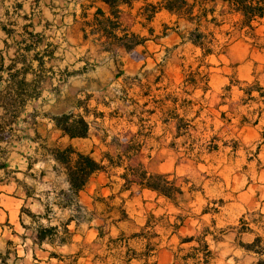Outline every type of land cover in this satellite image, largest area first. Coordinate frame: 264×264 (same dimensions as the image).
<instances>
[{
    "label": "rangeland",
    "instance_id": "obj_1",
    "mask_svg": "<svg viewBox=\"0 0 264 264\" xmlns=\"http://www.w3.org/2000/svg\"><path fill=\"white\" fill-rule=\"evenodd\" d=\"M67 1L69 0H54L49 5L42 1L38 6L34 0H30V10H33L32 13L37 17L39 15L36 23L45 20V17H51V12H53L58 18H52V26H56L57 29L62 27L61 29L65 31V27L67 28L71 21L72 11L77 10L79 14L80 5L85 3V0ZM142 6L144 2L139 1L134 4L133 9L126 8L122 15V23L141 36L150 37L148 28L154 30V37H150L146 45L138 47L135 52H127L124 48H119L117 55H112L104 52L102 46L94 39L92 43L82 44L79 24L73 33H65L68 36L58 34L56 41L61 42V47L57 57L60 59L52 63L54 73L50 74L51 77L44 86L43 98L28 106L27 112L18 120L19 125H23V119L34 108L43 111L51 109V105L55 102L56 88L61 87L62 91H65L67 86L63 84L61 74L64 69L70 72L82 68L89 70L88 76L97 80L91 82L90 85L95 88L99 87L101 91L90 90L80 95L79 98L84 99L88 94L92 95L89 108L106 114L117 110L118 115H121L132 110V108H126L121 101L115 100V97L120 95L118 90L124 85V79L136 76L144 65L149 81H153L159 74V69H163L167 79L161 86H167L168 91L177 90L188 67L196 68L200 64L201 51L186 42L187 34L193 26L184 21L177 23L175 16L162 12L147 25L148 27H143L142 23L146 20L139 15ZM26 8L29 9V4ZM219 11L220 7L217 12ZM15 20L20 26L25 23L21 18ZM236 20L238 17L226 19L223 27L215 30L216 38L221 43L227 40L222 32L232 30L231 22ZM203 24L206 23L203 22ZM43 25L44 23L42 27ZM209 26L211 30H214L212 25ZM263 31L264 26H261L257 29V34L262 36ZM70 36L73 38L72 44L68 42ZM253 41L244 32L236 33L230 39V47L225 54L212 55L204 61L205 64L210 65L208 71L211 74V91L205 95L203 100H201L203 93L200 90L195 91L191 96L192 99L201 101L204 109L200 117L195 119H193L196 116L195 112L191 111L186 116V120H191L190 138L177 139L176 149L168 148L172 135L165 129L170 127L165 126L159 116L147 117L146 129L152 130L151 136L147 147L135 159V164L143 163L145 168L152 173L171 174V179L176 178L178 183L183 185L184 194L178 196L174 203L163 197H157L155 193L148 190L140 191L137 187L131 191L120 192L122 182L117 175L110 178L107 173H100L92 177L85 190L80 193V201L89 211L98 214L99 218L107 219L109 226L104 232H109V235L98 238L97 228L104 224L99 218L91 224V227L84 223L76 230L73 224L71 229L75 230L78 235L76 240L79 242V247L76 250L79 249V254L77 257H66L61 264H145L138 258L128 263L127 249L116 248L110 243V238H117L121 231L128 235L139 232L148 221L150 214L157 218L150 220L154 225L153 231L159 235V238L152 239V243L159 244L155 248L157 251L151 253L147 264H184L182 258L188 256L193 257L189 259V264H196L198 259L203 262L205 260L203 243H199L196 239L204 235L213 253L214 259L211 264H258L264 261V256L248 253L242 247L243 244L253 242L257 236L262 237L264 243V231L259 228L263 225L264 218L261 219L258 215L249 217V219L262 222L258 224L259 226L251 225L254 230L253 234L239 235L235 229L239 226V220L244 214L248 212L264 214V113L261 117L258 113L264 105L262 102H253L245 106L238 105L243 97V92L239 90V87H246L243 84L244 81L250 83L258 80L264 85V51L254 45ZM263 41L261 39L258 42ZM49 66L51 64H48L47 68ZM73 84L75 87H80L86 85V82L74 80ZM231 84L233 85L232 91L225 92L224 88ZM4 87L5 83L1 84L0 90ZM138 92L139 89L134 87L130 90L128 97L139 100L140 104H143L146 99L134 95ZM223 95L227 97L222 98ZM254 95L258 96L257 93ZM110 100L112 101L110 107L105 106L104 103ZM219 104L222 105L218 106ZM58 107L62 109L64 105L61 104ZM197 109L198 106L194 108V110ZM180 114L183 115V112L180 111ZM243 117L247 118V124L243 123ZM99 122L110 129V137L129 130L137 131V127L130 125L126 118L107 117ZM41 123L49 125L48 122ZM15 129L16 136H25L21 131H17L19 130L17 126ZM28 133L31 136V131ZM158 137H161L159 143L157 142ZM58 140L57 136L52 135L48 130L44 140L48 151L45 152L46 146L39 141L35 146L40 148V156L39 158L34 156L30 162L34 164L37 159L43 162L41 165H44V170L47 171L45 187L49 188L52 185L55 191L66 188L64 169L60 166L55 167L49 159L50 148L57 147L53 145H56ZM67 142L60 141L61 145ZM74 143L76 147L86 152H89L94 144L97 145L94 154L96 157H100L103 152L113 151L112 147L101 145L99 139L94 136L91 139ZM213 145L216 148L210 150ZM33 146V144H25V147L15 144L11 149L30 153L34 149ZM2 155L4 152L0 150V157ZM22 161L19 163L21 168L24 165V160ZM13 163L18 164L12 161V166ZM53 168L59 175L56 178L51 173ZM121 172V169L118 170V173ZM112 195H116V198L109 200L108 198ZM101 198H105V201L96 202ZM50 202L56 203L58 200H54L52 195ZM110 208L116 210L111 212ZM121 208L127 211L130 220L114 225L112 222L119 217ZM53 210L58 212L55 206ZM59 215L60 213H57L56 217ZM68 215L69 213L65 214L66 217ZM5 218V212L0 210L2 223ZM89 227L93 231H88ZM223 230L225 232L221 233ZM5 231L6 237H11V229L8 226ZM18 232L21 233L20 228ZM192 237L195 239L192 242L182 243ZM15 240L19 241L17 238ZM146 243L144 240L137 239L128 241L129 247L135 249L137 254L146 249ZM194 247L199 250L193 251ZM130 255L134 254L130 253Z\"/></svg>",
    "mask_w": 264,
    "mask_h": 264
},
{
    "label": "trees",
    "instance_id": "obj_2",
    "mask_svg": "<svg viewBox=\"0 0 264 264\" xmlns=\"http://www.w3.org/2000/svg\"><path fill=\"white\" fill-rule=\"evenodd\" d=\"M138 1L144 2V6L139 10V15L146 20L145 23H142L143 27H148L147 25L162 11H167L170 15L175 16L177 23L184 21L193 26V29L187 34L186 42L201 51L200 64L196 68L188 67L181 85L174 91H168L167 86H161L167 79L163 69H159V74L155 76V79L149 81L147 79L148 73L144 71L145 65L142 66L136 76L124 79V85L118 90L120 95L115 97V100L121 101L126 108H132L131 111L121 115H118L117 110L106 114L97 111V109H90L89 101L92 97L90 94L84 99L78 98L74 109L67 113L58 116L46 114L64 137L76 140L91 139L94 136L99 139L101 145L108 148L112 147L113 151L103 152L100 157H96L94 154L98 146L95 144L89 152L82 151L73 144H69L64 148L55 147L50 149L56 164L64 169L68 188L47 193L44 216L38 217L29 210L22 209V213L27 214L37 224L34 229L36 234L34 243L39 246L49 244L53 247H61L69 244L74 235V232L70 229L73 224H75V229L78 230L84 223L91 227V224L99 218L98 214L89 211L80 201V193L85 190L92 177L99 173H107L110 178L117 175L122 182L120 192L131 191L134 187H137L140 191L148 190L155 193L157 197H163L175 203L177 197L184 194L183 185L179 184L176 178L171 179V174L152 173L141 162L135 164V159L147 147L151 136L152 130L146 129L147 117L159 116L160 121L165 126L170 127L165 129L172 135V141L168 148L176 149L178 146L177 139L181 137L190 138L191 120H186V116L192 111L195 112L196 116L193 118L195 119L200 117L204 109L201 101L194 100L191 96L195 91L200 90L203 93L201 97V100H203L205 95L211 91V74L208 71L210 65L205 64L204 61L212 55L225 54L230 47V39L236 33L244 32L247 37L254 40V45L264 51V41L262 43L258 42L261 39L264 40V31L262 36L257 34V29L264 26V0H156L155 2H148V0H90L87 9L95 7L96 10L93 19L84 25L85 39L92 36L94 41L102 46L104 52L112 55H117V49L119 48H124L127 52H135L138 47L145 46L150 37H154V30L148 28L150 37H145L133 32L130 27L122 23L124 8H132L133 4ZM100 3L107 7V11L98 6ZM219 7L220 11L217 12ZM232 17H238V20L231 22L232 30L222 32L227 40L221 43L216 38L215 30L221 29L226 19ZM203 22L206 24H203ZM209 25H212L214 30H211ZM87 28H89V32H87ZM143 59L145 58L143 57ZM18 62L15 60L6 69L3 65L0 66V82L4 80L1 76L2 71L6 70L8 72V77L4 80L6 86L0 91V108L5 111V115L9 116V122L17 120L29 100L38 99L41 96L40 88L44 82L42 77L38 80L27 81V75L33 73L32 66L24 65L18 69ZM23 62L25 64L26 60L22 59ZM40 68H43V63H40ZM243 84L246 87H239V90L243 92V97L238 105L245 106L253 102H262L264 105V85L258 80L250 83L244 81ZM134 87L139 89L138 93H134L135 97L146 99L143 104H140L139 100L128 97L130 90ZM232 87V84L228 85L224 88V91L231 92ZM102 91H105V89H102ZM84 92L83 89L76 90L72 87L68 91V93H73L75 96ZM254 93H257L258 96H255ZM221 97L226 98L227 95ZM60 100V98L57 99V101ZM65 100L70 102L72 99L67 97ZM112 101L110 100L104 105L110 107ZM220 105L222 104L218 106ZM196 106H198V109L194 110ZM180 111L183 112V115L180 114ZM258 113L261 117L264 113V107L259 109ZM107 117L111 119L126 118L130 125L137 127V131L132 132L129 130L123 134L120 133L110 137V129L99 122V120H105ZM242 121L244 124L248 123L246 117H243ZM109 138L110 140H108ZM160 139L161 137L157 138L158 143ZM215 148L213 145L210 150ZM120 169L122 172L118 173ZM52 195L54 200H58V202H50ZM115 198L116 195H112L108 199L114 200ZM97 201L104 202L105 198L97 199ZM54 206L58 208L57 213H60L58 217H56L57 213L53 210ZM115 210L113 208L110 211ZM66 213H69L68 217L65 216ZM119 214V217L112 224L118 225L130 220L125 209L121 208ZM253 215H258L261 219L264 218V214L260 212L244 214L239 220V226L235 228L239 235L253 234L254 230L251 225L259 226L258 224L262 223L249 219ZM99 219L104 224L97 228L99 231L98 238H103L105 235H109V232H104L109 225L107 219ZM150 219L155 220L157 218L150 214L148 221L140 228L139 232L128 235L126 232L121 231L117 238H110V243L114 244L116 248L127 249L128 263L138 258L147 264L151 253L157 251L155 248L158 247L159 243L154 245L152 239L159 238V235L153 231L154 225ZM42 220L46 221V224H42ZM54 222H56L55 225ZM262 224L259 228L264 231V223ZM22 226L28 229L23 222ZM224 232L223 230L221 233ZM135 239L147 242L146 249L139 254L128 245L129 240ZM193 240H195L194 237L186 239L182 243L192 242ZM196 240L203 243V252L205 253V260L201 262V259H198L196 264H211L214 259L213 253L205 241V235ZM12 245L13 242L9 241L6 251L0 253V264H11V261L14 264L19 260L18 252ZM242 247L248 253L264 256V243L263 238L260 236H257L252 243L243 244ZM196 250H199V248L194 247L193 251ZM130 253L134 255H130ZM51 255L60 257L56 253ZM175 258L178 259L177 256ZM191 258L193 257L188 256L182 258V260L184 264H189ZM258 264H264V261H260Z\"/></svg>",
    "mask_w": 264,
    "mask_h": 264
},
{
    "label": "crops",
    "instance_id": "obj_3",
    "mask_svg": "<svg viewBox=\"0 0 264 264\" xmlns=\"http://www.w3.org/2000/svg\"><path fill=\"white\" fill-rule=\"evenodd\" d=\"M42 1H45L47 5H49L50 2H54V0H34L38 6L41 5ZM69 1L72 2L73 0ZM155 1L156 0H148V2ZM29 2L30 0H0V61H2L0 62V66L3 65L4 69H6L15 60H17L19 61L17 64L18 69L22 68L24 65L32 66L33 73H29L27 75V81L38 80L40 77L44 79L40 88L41 96L38 99L29 100L16 121L9 122V116L5 115V111L0 108V113L2 114L0 117V150L4 152V155L0 157V210L5 212L6 217L4 223L0 221V253H4L6 251L8 242L11 241L13 242L12 247L17 250L20 257L14 264H61L62 260L66 257H77L79 254V249L76 250L77 247H79V242L76 240L78 235L75 230L71 229V226L70 229L74 232V235L72 236L71 243L69 244L61 247H53L49 244L39 246L34 243L36 238L34 229L37 224L27 214L22 213V209H27L33 215L38 217L44 216L47 193L56 189H54L52 185H50L49 188L45 187L47 183V171L44 170V165H41L43 162L40 159H37V162L34 164L30 162L34 159V156L36 158H39L40 156V148H36L35 145H38V142L40 141L43 142L44 146H46L44 140L47 137L48 130H50L52 135L55 134L59 139L58 142L55 143L56 145L53 146L61 148H64L69 144L76 146L74 143L75 141L87 140H70L68 137H64L62 132L56 129L54 122L48 118L46 114L49 113L51 115L58 116L74 109L77 99L83 93L78 96H75L73 93H68L70 87L76 90L83 89L85 92H89L90 90L97 91L101 89L90 85L91 82L97 80L88 76V69L82 68L81 70L71 72L68 71V69H64L61 71V74L63 75V84H66L67 86L65 91H62L61 87L56 88L54 97L55 104L53 103L51 105V109L43 111L41 109L34 108L32 111L28 112L27 117L23 119L22 126L19 125L18 120L25 112H27V108L30 104L37 103L43 98L45 90L44 86L48 82L52 73H54V66L52 63L60 59L57 57V53L61 47V42L58 43L56 41L58 34L60 36H68L65 33H73L77 28L76 26L79 24L82 44H88V42L92 43L93 37L91 36L88 39H85L83 28L86 22L93 19V14L96 8L87 9V6L90 4V0H85V3L80 5L79 14L77 13V10L72 11L70 15L71 21L69 22L68 27H65L64 31L61 29L62 27H58L57 29L56 26H52V18H58L53 12H51V17H45L46 15H44L45 18H43L45 20L38 21L36 23L39 15L37 17V15L32 13L33 10H30L31 8ZM136 3L137 2L134 4ZM28 4L29 9L26 8V5ZM98 6L107 11V7L105 5L100 3ZM133 6L131 9H133ZM126 8L129 7H125L124 10ZM16 18H21L25 21V23L20 26L17 20H15ZM42 23H44V27H42ZM87 32H89V28H87ZM68 42L72 44L73 38L71 36ZM71 44L69 45L71 46ZM22 59H24V61L26 60L25 64L24 62L22 63ZM40 63H43V68H40ZM48 64H51L49 68H47ZM1 76H3V79L6 80L8 72L6 70L2 71ZM4 80L0 82V86L3 83H5L6 86V82ZM74 80L86 82V85L75 87L73 84ZM67 97L72 100L68 102L65 100ZM58 98L61 100L57 101ZM61 104L64 105L62 109L61 107H58V105ZM41 122H48L49 125L46 126V124H42ZM16 126L19 129L17 131H21L22 134L25 135L24 137H22V135H15ZM29 131H31V136L28 133ZM61 140L68 142L61 145ZM15 144L19 146L22 145L24 147L25 144H33L34 149L33 151L31 150L30 153L14 151L11 147H14ZM44 150L45 152L48 151L47 146ZM37 153L38 155L36 156ZM49 159L55 167H58L51 154ZM22 160H24L23 168L19 167V163L23 162ZM12 161H16L18 164L13 163L12 166ZM51 173L54 178L59 176L54 168ZM64 183L66 185V188L64 189H67L68 183L65 177ZM6 205H8V207ZM22 222L28 227V229L22 226ZM41 223L46 224V221L42 220ZM6 226L11 229V237L9 238L6 237ZM19 228L21 229V233L18 232ZM88 231L93 230L89 227ZM15 238L19 241L16 242ZM52 253H56L60 257H53L51 255Z\"/></svg>",
    "mask_w": 264,
    "mask_h": 264
}]
</instances>
